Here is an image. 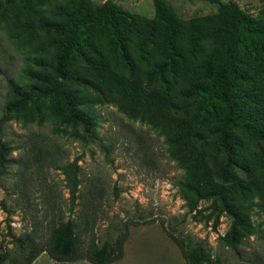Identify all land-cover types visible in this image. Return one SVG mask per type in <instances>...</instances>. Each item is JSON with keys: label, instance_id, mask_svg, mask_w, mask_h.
I'll return each instance as SVG.
<instances>
[{"label": "rangeland", "instance_id": "obj_1", "mask_svg": "<svg viewBox=\"0 0 264 264\" xmlns=\"http://www.w3.org/2000/svg\"><path fill=\"white\" fill-rule=\"evenodd\" d=\"M101 4L106 0H90ZM139 18L154 16V0H109ZM180 21L216 12L207 0H161ZM233 1L242 11L264 24V0ZM68 0H0V117L14 96L8 79L18 87L31 83L29 70L52 74L56 45L52 34L42 27L54 21L55 8ZM162 32V27L157 26ZM109 38L99 32L97 52L91 62L75 60V73L67 86L78 99V107L88 113L86 125L71 123L52 110L48 98L7 112L2 137L15 148L6 173L0 175V252L12 250L13 235L32 232L46 243L49 228L58 218H72L82 227L79 250L85 252L103 240L113 241L127 227L123 256L111 264H185L167 231L208 247L221 264H264V197L257 189L258 170L254 159L264 153V139H253L237 129L232 131L239 153L230 171L231 179L249 181L250 191L235 194L247 215L240 238L231 248L223 238L231 217L216 199H199L193 208L184 197L181 183L185 170L168 151L172 127L180 120L196 127L199 102L183 90L199 78L198 63L210 43L174 75L166 74V84L148 79L159 59L158 51L137 39L127 43L130 66L119 62L109 46ZM179 44L187 46L182 33ZM108 74L97 69L98 59ZM239 69L246 77V89L262 93L258 100L264 121V53L239 55ZM136 90L141 96L130 93ZM155 93V100L148 94ZM158 100L161 103L156 104ZM150 102H153L152 104ZM203 125L202 136L213 171L223 157L215 150V128L219 111ZM78 165L77 198L69 199L63 167ZM250 182H253L250 183ZM31 264H91L86 260L55 261L42 252ZM212 264V263H202Z\"/></svg>", "mask_w": 264, "mask_h": 264}, {"label": "trees", "instance_id": "obj_2", "mask_svg": "<svg viewBox=\"0 0 264 264\" xmlns=\"http://www.w3.org/2000/svg\"><path fill=\"white\" fill-rule=\"evenodd\" d=\"M207 1L216 4V12L187 21H180L170 14L161 0H154L155 13L149 19L122 10L109 0L101 4L90 0H68L57 6L52 13L56 20L42 22V27L52 34L56 45L52 74L29 70L27 75L31 83L25 87H18L8 79L14 98L6 105V114L0 117V175L16 162L12 156L15 148L2 137L7 112L12 109H21L41 98H48L55 114L68 122L86 125L88 113L79 109L78 99L67 86V81L75 73L70 69L75 60L93 63L92 57L99 55V32L106 34L116 59L126 66H130L129 41L137 39L140 44H150L158 51L159 59L148 72V79H158L162 85L166 84V74L174 75L175 66L185 65L202 43L208 41L209 50L197 65L199 78L183 90L185 96L193 95L199 102V123L193 127L187 121L177 122L167 136L168 151L185 170L181 186L190 208L199 199H216L221 210L231 217L229 230L223 238L224 245L235 247L240 230L247 222V215L235 194H245L250 187L249 181L230 178L239 153L232 131L237 129L247 137L264 139V121L258 109L262 93L254 88L246 89L247 79L240 72L238 57L242 53L254 56L259 51L264 53V24L242 11L233 1ZM158 25L162 32L157 31ZM182 33L187 37L186 47L179 44ZM98 60L97 69L108 74L106 66L100 58ZM130 95L133 98L141 96L136 90H132ZM147 96L152 101L157 97L155 93ZM155 103L161 102L156 100ZM216 111L220 116L212 146L223 157L218 169L213 171L203 149L202 131L204 123ZM254 163L258 170L257 190L264 197V153L259 154ZM78 168L76 161L63 167L72 204L77 198ZM82 233V227L76 220L60 217L49 228L46 243L39 242L32 232L18 236L12 234L14 248L0 252V264H31L42 252L55 261L86 260L91 264H111L122 258L127 227L119 230L113 241L105 239L85 252H80L78 246ZM167 234L177 245L185 264H221L208 247L192 240L189 234L182 231L180 236L169 231Z\"/></svg>", "mask_w": 264, "mask_h": 264}]
</instances>
